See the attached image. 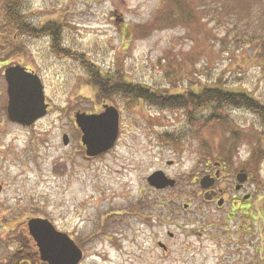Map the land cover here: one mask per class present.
<instances>
[{"label": "rangeland", "instance_id": "1", "mask_svg": "<svg viewBox=\"0 0 264 264\" xmlns=\"http://www.w3.org/2000/svg\"><path fill=\"white\" fill-rule=\"evenodd\" d=\"M6 1L0 0V264L18 250L29 218H46L67 233L83 253L79 264H264V155L257 157L264 154V129L257 114L226 110L227 124L205 130L178 109L101 100L82 65L56 53L48 37L1 33ZM161 2L22 0L21 13L33 27L60 24V47L83 54L102 73L156 92L242 90L264 104V51L255 40L225 36L232 23L224 13L217 23L206 0L193 4L196 19L154 27ZM137 27L146 33L139 36ZM15 63L36 72L48 104L28 126L6 116L3 70ZM103 104L119 112L118 138L107 152L86 157L74 114L99 113ZM231 144L226 163L211 159L209 147L216 153ZM240 169L247 180L237 191ZM156 170L175 184L149 185ZM216 170L214 184L202 188L199 180ZM209 190L216 193L210 201Z\"/></svg>", "mask_w": 264, "mask_h": 264}, {"label": "trees", "instance_id": "2", "mask_svg": "<svg viewBox=\"0 0 264 264\" xmlns=\"http://www.w3.org/2000/svg\"><path fill=\"white\" fill-rule=\"evenodd\" d=\"M161 1L163 5L159 9V13L157 11L152 19L154 27L173 25L181 20L196 19L193 4L197 3V0ZM206 1L208 13H211L214 17H217V13H224L232 23L231 29H226L225 36L231 40H255L258 49L264 51V0H218V6L215 9H211L209 1ZM215 2L213 1L211 4ZM21 7L22 0H7L5 2L3 6L5 26L2 28L1 33L7 35V37L13 36V34L48 37L50 46L53 50H56V53L60 51L82 65L86 72L85 82L92 87L101 100L120 97L127 101L128 106L133 100H139L160 109H178L185 114L189 125H200L205 130L212 123L220 127L227 124L230 119L225 117L226 110L246 109L257 114L264 129V104L246 92L220 87L202 88L197 91L184 90L179 93H169L167 89L156 92L149 86L132 83L120 78L121 76L117 72L114 75L108 71L102 73L83 54L60 47L63 40L60 24L48 22V24L41 27H33L26 22L25 16L21 13ZM218 21L219 18L217 17L216 22L218 23ZM137 28L136 32L139 36L146 33L142 28ZM199 120L201 122L198 123ZM231 138L234 139V137ZM204 143L205 149H207L208 145L206 146L207 143ZM209 150L214 155L211 159H220L226 163L232 153V144L226 149L219 147L216 153L212 152L211 147H209ZM263 155L261 153L257 157H263ZM18 237L19 248L5 264H45L39 259L37 248L27 232H20Z\"/></svg>", "mask_w": 264, "mask_h": 264}, {"label": "water", "instance_id": "3", "mask_svg": "<svg viewBox=\"0 0 264 264\" xmlns=\"http://www.w3.org/2000/svg\"><path fill=\"white\" fill-rule=\"evenodd\" d=\"M6 81L7 105L6 116L8 120L20 125H31L42 118L47 111L43 85L37 74L27 71L19 65H12L4 69ZM103 110L99 113H85L76 111L74 123L80 131V142L84 147L87 157H96L107 152L113 147L118 137L119 112L113 105L103 104ZM63 144L68 143V136L62 135ZM218 166V163H214ZM219 171L214 175H204L199 180V185L207 189L214 184ZM247 175L240 169L236 175L238 188L246 181ZM146 181L155 189L171 187L175 181L165 176L161 170L153 171ZM214 192H205L204 198L210 200ZM248 196H244L246 199ZM223 199L217 201L220 206ZM186 206V205H184ZM27 230L32 238L39 255V259L45 264H79L83 253L77 244L67 233L59 231L46 218H29Z\"/></svg>", "mask_w": 264, "mask_h": 264}, {"label": "flooded vegetation", "instance_id": "4", "mask_svg": "<svg viewBox=\"0 0 264 264\" xmlns=\"http://www.w3.org/2000/svg\"><path fill=\"white\" fill-rule=\"evenodd\" d=\"M11 65H19V66H22V67H24L25 69H27V70H29V71H32V72H35L33 69H31V68H29V67H27V66H24V65H22V63H15V64H8L7 66H11ZM6 66V67H7ZM238 183L236 182V184L234 185V189L235 190H237V191H239L242 187H243V183H241L240 185H239V187L238 188H235V186L237 185ZM1 189H2V184H0V192H1ZM210 189V188H209ZM210 191H212V190H209L208 192H210ZM213 192V191H212ZM215 193V192H214ZM216 196V193H215V195H213L212 196V199H214V197ZM244 200V199H243ZM210 201V200H209ZM22 213H24V211L23 210H20V214H22ZM1 216V215H0ZM1 218V217H0ZM4 219V221H7L6 220V218H3ZM9 219V218H8Z\"/></svg>", "mask_w": 264, "mask_h": 264}]
</instances>
